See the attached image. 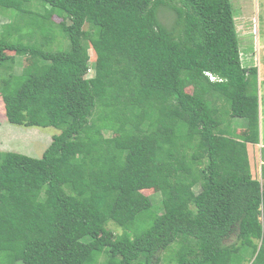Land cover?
I'll return each mask as SVG.
<instances>
[{"label":"trees","instance_id":"16d2710c","mask_svg":"<svg viewBox=\"0 0 264 264\" xmlns=\"http://www.w3.org/2000/svg\"><path fill=\"white\" fill-rule=\"evenodd\" d=\"M1 10L6 119L57 133L41 157L0 151V264H264L258 70L231 0Z\"/></svg>","mask_w":264,"mask_h":264},{"label":"rangeland","instance_id":"374dc122","mask_svg":"<svg viewBox=\"0 0 264 264\" xmlns=\"http://www.w3.org/2000/svg\"><path fill=\"white\" fill-rule=\"evenodd\" d=\"M236 23V32L238 35L239 48L241 51V61L244 66H255L258 70L257 88L259 95V111L261 116L259 122L260 142L257 144H248V155L251 165V172L254 177L261 182L264 181V0H231ZM37 3L35 4V6ZM39 7L41 4L39 2ZM12 10L0 11V25L7 22L13 16ZM6 15V16H4ZM56 21L59 18L54 17ZM56 47V45H55ZM91 54V50L89 51ZM20 66L15 64L14 71L19 72ZM2 70L0 77L5 75ZM92 74V71L88 74ZM220 102L222 99H219ZM219 107L222 105L217 102ZM226 123L231 128H242L246 124L243 118H228ZM244 128V127H243ZM57 129L39 126H24L10 123L5 116L4 103L0 96V151H13L26 154L31 157H41L43 151L51 141L53 134ZM147 194L151 192H146ZM119 231V228L116 229ZM166 251L160 254V261ZM161 263V262H160ZM174 262H171L172 264Z\"/></svg>","mask_w":264,"mask_h":264},{"label":"crops","instance_id":"0c3cea01","mask_svg":"<svg viewBox=\"0 0 264 264\" xmlns=\"http://www.w3.org/2000/svg\"><path fill=\"white\" fill-rule=\"evenodd\" d=\"M261 111V110H260ZM261 116L263 117V115H262V113L260 112V119H261ZM237 130H239V129H237ZM260 144H261V138H260ZM247 148H248V150H249V146H247ZM248 153H249V151H248ZM250 157V156H249ZM264 160V158H261V162H264L263 161Z\"/></svg>","mask_w":264,"mask_h":264}]
</instances>
